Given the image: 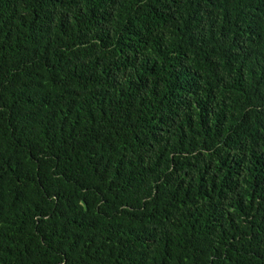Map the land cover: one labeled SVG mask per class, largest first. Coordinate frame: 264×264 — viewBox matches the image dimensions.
Masks as SVG:
<instances>
[{
	"label": "trees",
	"instance_id": "16d2710c",
	"mask_svg": "<svg viewBox=\"0 0 264 264\" xmlns=\"http://www.w3.org/2000/svg\"><path fill=\"white\" fill-rule=\"evenodd\" d=\"M0 264H264V0H0Z\"/></svg>",
	"mask_w": 264,
	"mask_h": 264
}]
</instances>
